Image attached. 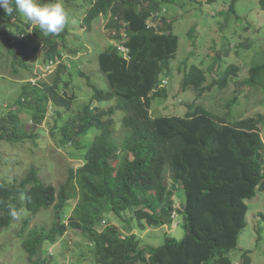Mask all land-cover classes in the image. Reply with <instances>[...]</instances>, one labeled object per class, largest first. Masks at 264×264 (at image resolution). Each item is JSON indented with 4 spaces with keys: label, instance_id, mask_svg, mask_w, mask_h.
<instances>
[{
    "label": "trees",
    "instance_id": "obj_1",
    "mask_svg": "<svg viewBox=\"0 0 264 264\" xmlns=\"http://www.w3.org/2000/svg\"><path fill=\"white\" fill-rule=\"evenodd\" d=\"M146 1L92 0L85 15L89 28L101 16H108V30L115 33L113 41L123 42L130 52L127 58L111 44L98 56L108 90H95L93 100L117 99L118 104L106 110L85 105L83 112L71 119L73 129L62 128L59 142L67 140L77 147L86 131L98 130L87 147L83 165L70 168L59 190L42 182L35 169L21 182L0 180V231L11 226L23 211L34 216L55 209L57 222L49 233L34 230L23 238L29 262L58 264L54 258L52 262L45 260L49 255L45 244L55 243L70 227L90 239L92 264H233L228 254L238 248L240 234L247 227L246 201L264 191V115L230 123L199 105L184 117L153 118L152 101L164 95L162 75L176 58L179 37L166 18L165 7L157 0L144 6ZM10 6L15 8L14 0ZM261 9L264 11V0ZM0 15L9 22L22 23L18 11L9 16L0 10ZM25 27L27 30L19 34L22 49L29 48L28 30L33 25L28 22ZM33 29L43 32L39 27ZM46 37L42 41L47 44L54 35ZM54 48L57 53L51 63L64 58L56 43ZM239 71L236 65L228 67L213 82V88H227ZM263 75L264 63L251 69L245 83L255 85ZM59 82L46 87L49 96L42 100L50 97L59 108L70 110L77 96L68 89L58 91ZM206 83V73L192 66L184 77L183 89L193 88L202 96L208 89ZM64 85L69 86L67 82ZM118 110L126 116L119 122L123 129L117 135L114 115ZM182 190L185 202L178 211L186 232L180 241L167 237L159 247L144 246L136 235L120 236L114 225L98 230L109 215L122 218L127 212L133 213V220L143 231L171 227L178 213L173 197ZM72 200L77 203L66 226L65 208ZM29 222L24 221L23 231ZM38 256L43 260L37 262ZM243 264H251L247 253Z\"/></svg>",
    "mask_w": 264,
    "mask_h": 264
},
{
    "label": "rangeland",
    "instance_id": "obj_2",
    "mask_svg": "<svg viewBox=\"0 0 264 264\" xmlns=\"http://www.w3.org/2000/svg\"><path fill=\"white\" fill-rule=\"evenodd\" d=\"M91 1L59 0L68 15L66 29L46 44L42 37L51 35L38 32V29H33L38 25L32 24L28 30V49L20 47L22 37L19 35L23 29L27 30L28 21L20 15L22 23L18 24L0 15V180L21 182L35 169L42 182L59 190L67 181L70 168L77 169L83 165L87 147L98 135L96 128L86 131L77 147L67 140L59 142L62 128L72 130L74 125L70 121L83 112L85 105L106 110L118 104L117 99L93 100L95 90H108L105 74L98 66V56L116 42L112 39L115 33L111 35L108 30V16L95 20L91 28L84 22ZM153 1L147 0L144 6ZM157 1L167 10L166 18L179 37V49L162 75V80L167 83L161 89L164 95L153 98L152 117H184L199 105L225 117L230 123L264 115V75L255 85L245 83L251 77V69L264 63L261 0ZM55 43L59 53L64 52V58L51 63L57 53ZM47 45L51 52H48ZM232 65L240 68L238 76L231 77L225 89L213 88V82ZM192 66L206 73L205 86L208 89L202 96L193 88L183 89L184 77ZM57 81H60L58 91L68 89L77 96L70 110L59 108L50 97L42 100L45 95L49 96L46 87L56 85ZM65 82L69 84L68 88ZM44 114V121L37 123ZM125 116L121 110L114 115L118 121L117 135L122 132L119 122L122 123ZM261 131L264 140V126ZM173 200L176 210H180L185 202L184 191L176 192ZM76 203L77 200H72L66 205V226ZM246 203L247 227L240 234L238 248L232 250L228 257L233 264H243V256L247 253L251 264H264V191H258L256 197ZM179 215V211L176 212L171 227L143 231L133 220L132 212L125 213L122 218L112 214L98 230L114 225L124 238L136 235L142 240V245L159 247L167 237L178 241L185 237L183 216ZM28 219V228L23 231L24 221ZM56 222L53 207L34 216L28 211L21 212L11 226L0 231V264H35L29 262L22 246L23 238L26 239L34 230L45 229L49 233ZM45 248L49 252L45 260L52 262L54 258L58 264H92L94 260L90 239L82 231L70 227L64 235L57 236L55 243L45 244ZM43 258L38 256L36 261Z\"/></svg>",
    "mask_w": 264,
    "mask_h": 264
},
{
    "label": "clouds",
    "instance_id": "obj_3",
    "mask_svg": "<svg viewBox=\"0 0 264 264\" xmlns=\"http://www.w3.org/2000/svg\"><path fill=\"white\" fill-rule=\"evenodd\" d=\"M14 5L15 8L10 6V0H0V10L4 13L10 16L14 10L18 11L30 24L38 25L47 34L59 36L66 29L68 15L59 0L49 3H41L39 0H14ZM164 83L167 81H163V85ZM12 214L15 215V212Z\"/></svg>",
    "mask_w": 264,
    "mask_h": 264
},
{
    "label": "built area",
    "instance_id": "obj_4",
    "mask_svg": "<svg viewBox=\"0 0 264 264\" xmlns=\"http://www.w3.org/2000/svg\"><path fill=\"white\" fill-rule=\"evenodd\" d=\"M148 25H151V23H148ZM148 27H150V26H148ZM115 46L124 54V56L129 58L130 50L125 46V44L123 42L119 43V41H116Z\"/></svg>",
    "mask_w": 264,
    "mask_h": 264
}]
</instances>
